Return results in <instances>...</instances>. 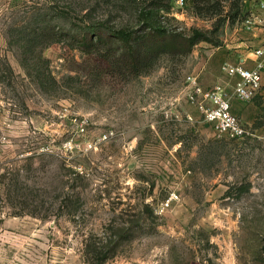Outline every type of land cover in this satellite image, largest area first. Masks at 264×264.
<instances>
[{
	"label": "rangeland",
	"instance_id": "374dc122",
	"mask_svg": "<svg viewBox=\"0 0 264 264\" xmlns=\"http://www.w3.org/2000/svg\"><path fill=\"white\" fill-rule=\"evenodd\" d=\"M211 15L0 0V264H264V83L243 138L188 100L243 22Z\"/></svg>",
	"mask_w": 264,
	"mask_h": 264
},
{
	"label": "built area",
	"instance_id": "2783aa9c",
	"mask_svg": "<svg viewBox=\"0 0 264 264\" xmlns=\"http://www.w3.org/2000/svg\"><path fill=\"white\" fill-rule=\"evenodd\" d=\"M185 0H179L184 4ZM259 14L264 16V1L259 3ZM257 22L264 24V17L248 15L242 25L250 28ZM259 58L264 56V50L255 52ZM264 68V60H259L258 68L249 69L243 65L228 66V73L236 78L234 95L242 100L250 101L259 93L263 77L261 69ZM188 100L205 115V120L219 134L230 136L234 139L243 138L248 133L240 118L232 111L231 97L221 85L213 88H205L196 76L189 77Z\"/></svg>",
	"mask_w": 264,
	"mask_h": 264
},
{
	"label": "crops",
	"instance_id": "0c3cea01",
	"mask_svg": "<svg viewBox=\"0 0 264 264\" xmlns=\"http://www.w3.org/2000/svg\"><path fill=\"white\" fill-rule=\"evenodd\" d=\"M264 0H245L243 5L244 13L251 15L258 14V17H264L259 14V3ZM238 36L208 56L202 66L201 71L196 74L200 83L204 85H221L226 89L231 97L232 111L237 115L245 125L253 123L257 116L256 100H242L234 95L235 77L228 73V66L243 65L249 69L258 68L259 60H264L255 53L257 50H264V24L257 22L248 28L241 25L237 30ZM264 83V68L261 69ZM262 87L260 91L262 90ZM259 91V92H260ZM263 93V91H261ZM259 94V93H258Z\"/></svg>",
	"mask_w": 264,
	"mask_h": 264
},
{
	"label": "trees",
	"instance_id": "16d2710c",
	"mask_svg": "<svg viewBox=\"0 0 264 264\" xmlns=\"http://www.w3.org/2000/svg\"><path fill=\"white\" fill-rule=\"evenodd\" d=\"M245 0H195L196 9L198 13L204 16L215 14L219 16L215 21L216 28L219 29L226 21L230 23L237 20L243 21L247 15L243 11V4ZM211 15V17L215 16ZM117 37L124 43L126 50H130L132 57L137 60L134 54V48L131 44V36L125 31L119 30ZM97 38V37H96ZM95 38V39H96ZM211 41L208 34L202 30H193V35L189 38V49L193 47L198 41Z\"/></svg>",
	"mask_w": 264,
	"mask_h": 264
}]
</instances>
